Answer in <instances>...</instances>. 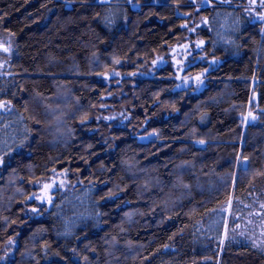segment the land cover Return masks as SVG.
Listing matches in <instances>:
<instances>
[{
	"label": "trees",
	"instance_id": "obj_1",
	"mask_svg": "<svg viewBox=\"0 0 264 264\" xmlns=\"http://www.w3.org/2000/svg\"><path fill=\"white\" fill-rule=\"evenodd\" d=\"M203 2L0 0V264H264V6Z\"/></svg>",
	"mask_w": 264,
	"mask_h": 264
},
{
	"label": "flooded vegetation",
	"instance_id": "obj_2",
	"mask_svg": "<svg viewBox=\"0 0 264 264\" xmlns=\"http://www.w3.org/2000/svg\"><path fill=\"white\" fill-rule=\"evenodd\" d=\"M227 1H230V0H204V2L201 4V6L208 7V6H212L214 4H223ZM235 1H240V0H235ZM241 1L242 2L244 1L245 3H247L246 5H244L245 7L248 6V7H251L253 9H259V7H261L260 6L261 0H241ZM252 2H253V6L251 5ZM0 45H3V42L1 40H0ZM6 48L8 49L7 52H9V47L7 46ZM0 52L1 53H7V52L1 51V50H0Z\"/></svg>",
	"mask_w": 264,
	"mask_h": 264
},
{
	"label": "snow or ice",
	"instance_id": "obj_3",
	"mask_svg": "<svg viewBox=\"0 0 264 264\" xmlns=\"http://www.w3.org/2000/svg\"><path fill=\"white\" fill-rule=\"evenodd\" d=\"M261 4L264 5V0H261ZM261 19H264V15L261 16ZM200 44H203V41H200ZM199 47V45H197ZM0 47H3V45H0ZM4 51L7 52L8 49L7 48H4ZM117 75H119V73H117ZM189 78L188 77H185L184 80L185 82H187ZM197 83H202L201 79H200V76H197L195 77ZM10 103V102H9ZM5 107V102L3 101H0V108H4ZM251 115V113L249 114ZM200 143H204V141H200ZM0 162H2V158H0ZM44 190H45V193H47V190H49L51 187H52V184H44ZM45 197H38V199H41L43 200ZM48 201L51 202V197H47ZM262 207H264V205H262Z\"/></svg>",
	"mask_w": 264,
	"mask_h": 264
},
{
	"label": "rangeland",
	"instance_id": "obj_4",
	"mask_svg": "<svg viewBox=\"0 0 264 264\" xmlns=\"http://www.w3.org/2000/svg\"><path fill=\"white\" fill-rule=\"evenodd\" d=\"M153 2H155V3H164V2H166L167 0H152ZM251 5L253 6V2L251 3ZM264 6V5H263ZM260 22H261V20H260ZM5 39V38H4ZM6 40V39H5ZM3 42V46L5 45L6 46V44H5V42L4 41H2ZM11 42V41H10ZM6 43H7V41H6ZM8 45V44H7ZM8 47H9V50L11 49V48H13L14 47V43L12 42L11 44H10V46L8 45Z\"/></svg>",
	"mask_w": 264,
	"mask_h": 264
},
{
	"label": "water",
	"instance_id": "obj_5",
	"mask_svg": "<svg viewBox=\"0 0 264 264\" xmlns=\"http://www.w3.org/2000/svg\"><path fill=\"white\" fill-rule=\"evenodd\" d=\"M4 48H6V47L5 46L0 47V50L1 51H4ZM244 167H245V169H247V161H245Z\"/></svg>",
	"mask_w": 264,
	"mask_h": 264
}]
</instances>
